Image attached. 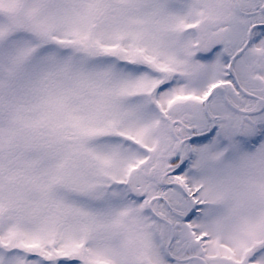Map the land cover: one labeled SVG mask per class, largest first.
I'll list each match as a JSON object with an SVG mask.
<instances>
[{
	"label": "snow or ice",
	"instance_id": "1",
	"mask_svg": "<svg viewBox=\"0 0 264 264\" xmlns=\"http://www.w3.org/2000/svg\"><path fill=\"white\" fill-rule=\"evenodd\" d=\"M0 264H264V0H0Z\"/></svg>",
	"mask_w": 264,
	"mask_h": 264
}]
</instances>
